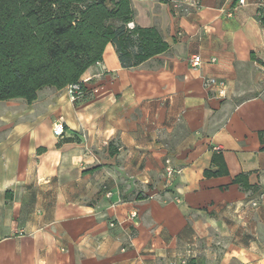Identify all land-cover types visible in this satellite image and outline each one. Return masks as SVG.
Returning a JSON list of instances; mask_svg holds the SVG:
<instances>
[{
	"label": "crops",
	"instance_id": "crops-1",
	"mask_svg": "<svg viewBox=\"0 0 264 264\" xmlns=\"http://www.w3.org/2000/svg\"><path fill=\"white\" fill-rule=\"evenodd\" d=\"M131 6L166 53L0 102V264H264V0Z\"/></svg>",
	"mask_w": 264,
	"mask_h": 264
},
{
	"label": "trees",
	"instance_id": "trees-1",
	"mask_svg": "<svg viewBox=\"0 0 264 264\" xmlns=\"http://www.w3.org/2000/svg\"><path fill=\"white\" fill-rule=\"evenodd\" d=\"M132 0H0V102L36 100L43 88L79 83L108 45L123 69L169 50L153 28L134 21ZM264 26V10H258ZM78 100V101H80Z\"/></svg>",
	"mask_w": 264,
	"mask_h": 264
},
{
	"label": "built area",
	"instance_id": "built-area-1",
	"mask_svg": "<svg viewBox=\"0 0 264 264\" xmlns=\"http://www.w3.org/2000/svg\"><path fill=\"white\" fill-rule=\"evenodd\" d=\"M233 1L235 2V7H242L246 3V0H233ZM172 8L177 10L180 8V6L178 3H173ZM189 64L193 68L198 67L201 64V58L199 56H193L190 58ZM203 88L205 90H213L215 95L218 96L219 98H223L226 96V83L223 80H218L215 78H205L203 79ZM65 91H66V94L69 100L72 103L77 102L78 100L82 99L84 96V92L79 83L67 86L65 88ZM52 133H53V136L57 138L62 137L63 122L61 119H59L57 122L53 124ZM163 172L167 180H172L173 178H175L177 175L180 174V170L174 169L171 166V163L169 160H166L164 162ZM134 217H135V214L133 213L130 214V218H134Z\"/></svg>",
	"mask_w": 264,
	"mask_h": 264
}]
</instances>
